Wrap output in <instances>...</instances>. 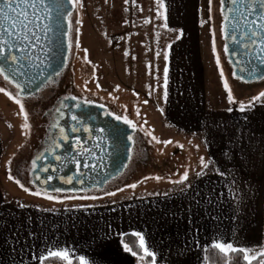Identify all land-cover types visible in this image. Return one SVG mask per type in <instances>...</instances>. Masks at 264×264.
Returning a JSON list of instances; mask_svg holds the SVG:
<instances>
[{"label": "crops", "instance_id": "crops-1", "mask_svg": "<svg viewBox=\"0 0 264 264\" xmlns=\"http://www.w3.org/2000/svg\"><path fill=\"white\" fill-rule=\"evenodd\" d=\"M150 1L154 14L159 11L162 23H167L165 31L172 34L163 64V119L199 146L191 147L195 152L190 171L202 170L203 157L206 174L197 178L194 173L184 185L171 181L135 187L132 196L118 202L76 208L25 201L0 183V264H39L34 257L46 246L67 249L72 259L84 256L96 264H101V255L106 264H126L127 259L138 264V257L125 253L121 244V234L135 232L156 253L157 264H201V251L187 242L198 239L204 245L214 236L247 247L249 255L264 249V98L241 113L221 90L212 94L216 80L220 85L222 80L212 52V24L201 25L208 16L207 0H165L166 21L165 10ZM229 107L233 111H227ZM9 146L6 131L0 129V177Z\"/></svg>", "mask_w": 264, "mask_h": 264}, {"label": "rangeland", "instance_id": "rangeland-1", "mask_svg": "<svg viewBox=\"0 0 264 264\" xmlns=\"http://www.w3.org/2000/svg\"><path fill=\"white\" fill-rule=\"evenodd\" d=\"M82 2L83 8H72L73 15L70 19L73 24L69 33L74 42L75 29L79 28L80 48L76 49L73 46V49L68 51L66 59L68 67L63 69L55 85L44 87L34 97L22 101L29 113L30 129L21 127L23 118L18 115L19 106L0 93V129L6 131L10 145L5 161V172L0 177L1 186L7 192L13 191L12 195L22 196L25 201L41 200L39 204L46 207L76 208L118 202L134 194V188L130 187L132 184H136L138 188L144 186L153 188L164 186L166 182L180 180L185 171H188L189 177L196 173L190 171L193 163L190 162V156L195 152L191 147H197L183 137V134L171 128L164 121L160 111L164 56L172 34L165 31L162 18L154 14L151 1L136 0L135 6L132 0H129L128 4H125L124 0H107V3L105 0ZM205 3L208 16L203 17V21L206 25L212 24V34L214 30L215 46L221 61L219 70H223L234 98L237 101H250L252 97L264 91V81L245 83L233 78L223 52L219 0H213L211 20L208 0ZM125 8L128 11H125ZM77 19L81 21V25L75 24ZM146 20L150 22L146 23ZM85 48L88 49L87 59L83 51ZM125 51L128 52L127 57L124 55ZM97 83L100 85L99 88L96 86ZM223 83L224 80L221 85L219 80H216L214 88L211 89L213 95L217 96L221 90L222 96L227 98ZM117 85L119 90H115ZM0 87H6L15 95L14 87L7 85L2 77ZM85 88L90 91H85ZM65 95L87 96L95 103H104L114 113L127 115L137 125V129L130 148L131 160L118 177L113 178L103 188L85 189L74 193H48L58 198L49 201L43 196L25 193L14 180L9 181L7 175L8 169L11 168L13 176L20 179L31 191H43L29 183L32 181L31 160L46 136L48 122L44 118V113L49 111L56 98ZM145 100H148L147 104L144 103ZM137 109L140 112L139 116L136 115ZM145 120L147 124L144 123ZM145 132L152 133L159 140H171L173 143L167 146L157 144L155 141L148 143L151 137H146ZM3 168L2 165L0 169ZM156 177L161 179L157 180ZM110 192L115 195H108ZM81 196H96L98 199L71 198ZM119 259L122 261L121 257ZM135 262L144 264L138 258H135ZM126 264L133 262L127 259Z\"/></svg>", "mask_w": 264, "mask_h": 264}, {"label": "snow or ice", "instance_id": "snow-or-ice-1", "mask_svg": "<svg viewBox=\"0 0 264 264\" xmlns=\"http://www.w3.org/2000/svg\"><path fill=\"white\" fill-rule=\"evenodd\" d=\"M155 2L159 9L165 10L164 19L166 21L167 7L165 0H155ZM105 3H107V0H105ZM124 3L128 4L129 0H124ZM132 3L135 6L136 0H132ZM212 3L213 0H208L209 20H211ZM219 4L222 15V38L231 40V44H224L223 52L231 58V63L235 65L232 72L233 78L245 83L264 81V0H219ZM69 5L73 8L84 7L82 0H0V77L3 78L7 85H12L16 90L15 95H13L6 87H0V93H3L9 100L19 106L18 115L23 118L21 126L23 129H30L31 125L29 124V113L22 101L34 97L35 93L41 91L44 87L55 85L63 69L68 67L65 62L64 51H71L73 46L76 49L80 48L79 28L75 29L76 37L74 42L69 35L73 24L70 19L73 13L68 10ZM29 9H31V14H29ZM125 11H128V9L125 8ZM160 15L161 13L158 11L157 16L159 17ZM145 22L148 23L150 21L146 20ZM65 23H67V30L65 29ZM203 23L204 21H201L202 26ZM75 24L81 25V21L77 19ZM228 25H231L230 32L227 31ZM164 27L167 28V23H165ZM64 38H67L66 48ZM41 39L46 41L45 44L40 45L43 50V59L35 56V53L31 51L40 43ZM232 45L235 47H232ZM168 47H171V45ZM83 51L85 52V59H87L88 49L85 48ZM212 52L216 57V64L219 66L221 61L215 46L214 30ZM254 53L255 55L253 56ZM124 55L127 57L128 52L125 51ZM158 55L159 53H157ZM249 57L253 58L249 59ZM165 59H168L167 54ZM36 60H39V63H36ZM93 72H95V66ZM219 75L224 80L223 87L227 92V101L229 104H238L236 110L239 112L250 111L256 106V101L264 98V91H261L258 96L252 97L247 104L243 101L238 102L224 77L223 70L220 71ZM164 80L166 89L168 83L167 67L164 70ZM96 86L99 88V83ZM115 90H119V85L116 86ZM85 91L90 90L85 88ZM134 94L139 95L138 93ZM166 98L167 91H165ZM144 103L147 104L148 100H145ZM93 107H98L103 111L105 117H109L116 122L115 124H109L107 128H101L100 131H107L114 140L124 143L126 151L128 150L127 145L134 141V137L120 128L119 125L122 123L135 131L137 125L132 119H129L127 115L116 114L114 111L108 110L103 104L95 105V102L87 96L65 95L54 111L50 110L44 113L45 116H55L54 122L49 126L48 140L50 146L44 148L43 152L31 160L33 173L42 171L51 174L45 175L42 181L41 177L36 175L35 181H29V183L41 181L42 184L47 186L51 185L53 179L59 178L63 183L69 185L74 183L84 185L87 175L84 169L92 172L95 170L96 165L82 160L83 155L90 154L91 150L85 149L84 152H81L80 149L83 148L81 138L79 136H71L70 133H76L81 129L85 132L90 131L89 128L83 127V125L86 121L96 120L97 117L91 111H88ZM125 111H127V106H125ZM160 111L162 112L163 110L161 109ZM227 111L231 112L233 109L229 107ZM136 115H140L139 109H137ZM68 120L72 123H62V121ZM144 123L147 124V120ZM9 127L11 126L9 125ZM27 134L26 132L25 135ZM144 135L151 137L148 143L155 141V143L165 146L173 143L171 140H159L149 132H145ZM48 156L52 157V161H48ZM126 159L131 160V156H126ZM200 160L202 170L196 173L197 178L206 174L203 170L208 168V165L204 163V158L201 157ZM38 161H44V163L41 164ZM69 162L75 166L71 174L65 172L64 175L57 177L55 174L61 172L63 165ZM8 163L10 165L11 161ZM57 165L60 167H57ZM217 174L220 176L225 175L224 172L219 170H217ZM188 178L189 173L185 171L180 180L173 181V183L184 185ZM7 179L9 181L14 180L15 184L23 189L25 193L33 196H43L49 201L58 199L53 195H49V191H63L60 187H45L43 191H31L20 179H16L13 176L11 168L8 169ZM156 179L159 180L161 178L156 177ZM99 182V180L94 181V183ZM136 186V184L130 185L132 188ZM186 187L191 188V184L186 185ZM180 191L183 193L185 188L181 187ZM108 195H115V193L110 192ZM71 198L98 199L96 196ZM18 206L21 208L27 207L25 204H19ZM44 210L47 211V209ZM131 235L139 237V249L143 250V254L138 256V250H134L130 243L121 240L123 251L130 253L133 257H138L142 262L147 257H151L150 264H157V255L146 246L143 235L138 232ZM100 239L103 240L104 237H100ZM187 244H194L201 251L202 255L199 258L201 264H205L206 261L208 264H236L238 260L247 262V264H253V261H258V264H264V251H260L256 255H249L250 250L247 247L234 246L227 239L218 236L212 237L204 245H200L198 239L188 241ZM34 258L38 260L39 264H47L50 259L59 261L60 264H73V259L67 249H54L51 246H46L45 251ZM100 261L101 264H106L102 255L100 256ZM78 264H96V261H90L84 256H80Z\"/></svg>", "mask_w": 264, "mask_h": 264}, {"label": "flooded vegetation", "instance_id": "flooded-vegetation-1", "mask_svg": "<svg viewBox=\"0 0 264 264\" xmlns=\"http://www.w3.org/2000/svg\"><path fill=\"white\" fill-rule=\"evenodd\" d=\"M72 6H68V10L72 11ZM219 19L220 24L222 23V15L220 11V4H219ZM66 24V30H67V23ZM231 42V40H229ZM226 43V40L223 38V47ZM226 61L231 69V72H233V67L231 63L228 60V56L224 53ZM253 57H249V59H252ZM255 63V61H254ZM35 71V70H34ZM42 90V89H41ZM38 93V92H37ZM35 93V94H37ZM61 98H56L50 107L49 111L59 106ZM71 103V101H69ZM105 105L108 110L112 111L110 107H108L104 103H95V105ZM47 111V112H49ZM88 111H91L93 115H95L97 118L94 121H86V123L83 125V127H87L90 129L89 132H85L82 129L76 133H70L71 136H79L81 138L83 148L80 149L81 152H84L85 149H90V154H84L82 157L83 161H88L92 165H96V168L94 171L89 172L87 169H84V172L87 173L85 177V183L84 185H80L79 183H74L72 185L63 183L59 178L53 179L51 182V185H44L42 184L43 177L45 175L51 174V173H44V172H37L33 173L31 171L30 176L32 178V181H35V176L39 175L41 177V181H36L35 183H32L34 187L44 190L45 187L48 188H54V187H60L63 189V191L59 193H74L79 192L81 190L85 189H93V188H103L109 181H111L113 178L118 177L125 169L128 159H126L125 156V144L114 140L113 137L109 135L107 131L101 132V128H107L109 124H115L116 122L111 120L109 117H105L103 115V111L99 109L98 107H93L89 109ZM71 115V113H69ZM44 118L47 119L48 126L46 131V136L42 139L39 150L36 151L33 158H35L36 155L43 152L44 148L49 147V140H48V134L50 131L49 126L54 122L55 116H45ZM62 123L71 124L72 122L70 120L68 121H62ZM120 128H122L124 131L128 132V134H131L132 129L128 128L127 126L123 125L122 123L119 125ZM135 136V131H133V137ZM132 143L129 144V154L130 156V148L132 146ZM32 158V159H33ZM48 161H52V157L48 156ZM38 163H44V161H38ZM53 163H55L53 161ZM57 167H60L57 165ZM74 164L71 162L63 165V170L61 172L56 173L55 175L57 177H60L64 175L65 172H68V174H71V171L74 170ZM123 167L120 174H118L115 177H111L115 171ZM110 177V178H109ZM99 180V183H94V181ZM53 191H49L48 193H52Z\"/></svg>", "mask_w": 264, "mask_h": 264}, {"label": "water", "instance_id": "water-1", "mask_svg": "<svg viewBox=\"0 0 264 264\" xmlns=\"http://www.w3.org/2000/svg\"><path fill=\"white\" fill-rule=\"evenodd\" d=\"M29 14H31V9H29ZM65 27H66V24H65ZM66 29V28H65ZM227 31L228 32H230L231 31V25H228L227 26ZM41 36H42V33H41ZM65 39V48H66V38H64ZM225 39V38H224ZM226 40V39H225ZM46 43V41H44L43 39H41V41H40V43L35 47V48H33V49H31V51L32 52H34L35 53V56H38V57H40L41 59H43V50H42V48L40 47V45H43V44H45ZM226 43H228V44H231V42L229 41V40H226ZM232 47H235L234 45H232ZM64 56L66 57V59H67V54H68V51L67 50H65L64 51ZM255 55V53L253 54V56ZM228 60H229V62L231 63V58L230 57H228ZM66 62V61H65ZM36 63H39V60H36ZM231 65H232V67H233V69L235 68V65H233L232 63H231ZM35 69H33V71H34ZM130 135H132L133 136V131H131V134ZM131 144V143H130ZM127 151H126V149H125V156H128V154H129V144L127 145ZM122 169H123V167H120V168H118L116 171H115V173L111 176V177H115V176H117L118 174H120L121 173V171H122ZM110 178V177H109Z\"/></svg>", "mask_w": 264, "mask_h": 264}, {"label": "trees", "instance_id": "trees-1", "mask_svg": "<svg viewBox=\"0 0 264 264\" xmlns=\"http://www.w3.org/2000/svg\"><path fill=\"white\" fill-rule=\"evenodd\" d=\"M263 227H264V225H263ZM121 240H124L125 242L130 243V246H133L134 250H138V256L143 254V251L141 249H139V242H138V239L136 237H133L132 235H123ZM145 261L147 263H149L150 262V258L147 257ZM47 264H60V262L50 259L47 262ZM73 264H78V259H73ZM206 264H208L207 261H206ZM236 264H247V262H243L242 260H238L236 262ZM253 264H258V261H253Z\"/></svg>", "mask_w": 264, "mask_h": 264}]
</instances>
